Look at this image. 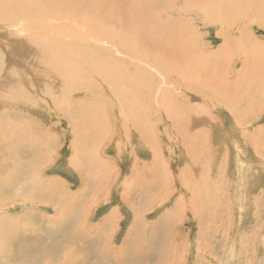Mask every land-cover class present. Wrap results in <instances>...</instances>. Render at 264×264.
I'll list each match as a JSON object with an SVG mask.
<instances>
[{"label":"rangeland","instance_id":"obj_1","mask_svg":"<svg viewBox=\"0 0 264 264\" xmlns=\"http://www.w3.org/2000/svg\"><path fill=\"white\" fill-rule=\"evenodd\" d=\"M178 2L175 11L161 18L169 23L167 34L154 29L157 35L152 40L172 48L164 59L174 60L180 51L185 53L187 59L182 61L190 63L193 72L185 78L181 73L177 78L169 74L166 79L153 66L150 72L155 75H151L149 66L141 62L142 73L138 72L142 76L135 72L133 80L138 83L146 76L142 80L146 90L136 96L126 92L125 84L115 91L118 82L112 80V87L97 70L88 71L85 59L82 63L70 59L76 69L67 74L46 50H57L69 38H29L16 52L8 39L32 34L34 28L0 22V77L13 76L17 82L15 94L6 91L1 96L10 98V104L0 103V113L5 111L13 118L6 121L8 125L0 121V179L11 169L19 173L18 185L0 187L4 226L0 228V252L15 259L21 256L16 264H45L53 255L49 245L56 240V244H65L66 237L76 244L75 264H264V141L256 142L264 138V109L262 94L258 100L255 93L246 100L252 84L245 82L250 78L255 85L264 84V23L249 15L239 27L227 28V34L213 15L206 14L207 18L204 12L192 10L183 14ZM70 26L63 30L72 36L68 50L73 54V49L78 52V47L86 48L91 42L80 35V42L75 41L74 26ZM44 28L52 33L55 27ZM249 37L258 50L251 47ZM239 73L243 78L236 80ZM224 77L231 78L232 84L236 81L240 94L220 83ZM219 98L227 99L230 109ZM16 124L21 128L13 138L8 127ZM39 172L40 178L65 184L71 194L66 200L74 202L66 210L65 205L61 207L66 216L58 217L57 225L48 221L53 215L51 205L33 199L34 195L42 199L45 188H33L27 182ZM98 184L101 194L86 206ZM40 190L41 194L35 192ZM193 190L197 201H190ZM35 211L43 214L41 220L31 215ZM6 218L12 220V227ZM13 219L18 221L16 226ZM101 222L112 223V227ZM75 224L84 225L85 236ZM101 237L110 241L108 250L124 251L112 258L99 257L100 248H106L96 242ZM134 252L138 255L132 256ZM23 256L28 260L21 261Z\"/></svg>","mask_w":264,"mask_h":264},{"label":"bare ground","instance_id":"obj_2","mask_svg":"<svg viewBox=\"0 0 264 264\" xmlns=\"http://www.w3.org/2000/svg\"><path fill=\"white\" fill-rule=\"evenodd\" d=\"M176 1H179L178 3L182 4L181 6H179L178 11L183 10L182 11L183 14H184V12L187 13L188 11H191V10H192V12L202 11V12H204L205 16H206V14L210 15V16L213 15L215 17L214 21L219 22V25L221 27L226 28L225 31H227V28H229L231 30L235 26L239 27L240 24H238V23L239 22L241 23L242 20L244 19V17H247L249 15H251V18L253 16L256 19L262 20L264 23V12H261V9L264 7V0H194V1H192V0H0V22L11 24L10 25L11 27L12 26L23 27L22 25L25 24V26L23 27L24 29L29 28V27L34 28L33 29L34 31L31 32L32 34H28L27 36H24V37H18V38H20L19 40H18V38H16L17 40L15 38H12V40L8 39L10 47L13 50H15L16 52H19L20 47H21L20 44L29 38L42 37V38H45L47 40L48 39L49 40H58V39H68L69 38L68 42L63 44L57 50H54V49H47L46 50L57 61L58 65H61L60 67L63 70L65 69L64 71L67 74H68V70L76 67V65L73 62H71L73 59H75V61L78 60L79 62H81L83 59H85L86 61H88L89 65H90V66H87L88 71L91 72V70H92L93 72H95L94 70H97V72H95V73L96 74L98 72L101 73L105 77L104 78L105 82H107L112 87L115 86V84L112 83V80L115 82H118V84L116 83L117 88H115V91L118 90V86H120V88H122V89L126 86L127 91L126 90L125 91L127 93L129 92V94H132V96H136V95L141 94L142 91L146 90L145 82H142V80H144V77H146V76L143 75L144 77L141 78L140 76H142V74L141 75L139 74L140 69H139L138 64L141 62L145 63L149 66V73L150 74H151L150 71L152 70V68L155 67L158 69V70H156L157 72H160L164 75V78H166V77L170 78V75H174L177 78V77H180L181 74L183 77V75L188 74V72H193L192 69H190L191 64L190 63L188 64L185 61H182V60L187 59V57L185 56L186 55L185 53L180 51V54L177 55L176 59H174V60L164 59L165 53H168V52L170 53L172 48L170 46L157 43V42H159L157 39H156L157 41L152 40V38L157 35V33H156V32H158L157 30H159L160 32L163 30V33L165 32V34H167L166 30L169 28L168 27L169 23L166 21H163L161 18H162V16L171 14L173 11H175ZM188 1L193 2V4L191 5V3H190L189 4L190 6L189 5L186 6L187 3H189ZM215 2H217L218 4H215ZM181 7H183V9ZM209 17H207V18H209ZM72 19H77L78 23H74ZM63 22H64V24L62 26L57 27L58 25L62 24ZM83 22L85 25H83ZM72 24L74 27H72L71 29H74L73 39L75 41L78 39L77 36L80 35L84 40H88L91 42L90 45H88L89 43L86 42L87 45L91 46V47H88V46L87 47L85 46L86 48L78 47V50H79L78 52H76L75 49H73V51H74L73 57H71L73 55L72 51H69L72 49L68 50V46H70L69 44L71 41L70 38L72 36H70L66 33L67 29L63 30V29H65V27H68ZM241 24H243V23H241ZM50 25L54 26L56 28V29L54 28L52 33H49L47 31V29L44 28L45 26L48 28ZM112 25L116 26L115 30L112 29ZM108 26H110V27H108ZM152 28H153V30L156 29V32L154 30V34L152 32ZM90 29L98 30L99 32H98V34H96V32L94 33L92 30L90 31ZM238 30H236V32ZM150 33L153 34L152 37H150L151 36ZM163 33H161V35H163ZM228 33H229V30L227 31V34ZM9 34H13V33H11V31H9ZM227 34H226V36H228ZM159 38H161V40H162V36H160ZM249 39H250V37H249ZM77 41H79V40H77ZM250 41L252 44L253 40L250 39ZM155 43H157V46H155L156 45ZM77 44L80 45V43H78V42H77ZM96 45H100L99 48ZM252 45H251V47H254L255 50H258V48L254 44H252ZM22 48L25 49V48H27V46L22 45ZM70 48H72V47H70ZM261 49H259V51ZM103 50H105L106 52H109V50H110L112 53L110 52L111 54L108 53V54L101 56V54H99V53H101ZM185 57H186V59H185ZM70 59H72V60H70ZM119 59H121V60H119ZM125 60L127 61L128 65L125 62ZM67 61H69L70 63L66 64ZM262 61H260V62L262 63ZM129 63H130V65H129ZM263 63H264V61H263ZM182 64L183 65L185 64L186 67L181 68ZM128 66H130V68H131V69L129 68L130 70L127 68ZM151 66H153V67L151 68ZM255 66H257V64ZM261 66H263V65H261ZM90 67H92V69H89ZM192 67L194 68V66H192ZM261 68L262 67H260L258 70H260ZM87 69H85V70H87ZM50 70H52V69L50 68ZM75 71L78 72L77 70H75ZM21 72H22V68L19 67L18 73L20 74ZM135 72H137V74H135V75L139 74L140 75L139 77L141 78L140 82H138V83H134V80H133V76H134ZM247 72H248V70H247ZM140 73H142V72H140ZM176 73H178V74H176ZM250 73H251V71H250ZM56 74H58V73L56 72ZM78 74H79V72H78ZM80 74L82 75V73H80ZM71 75H72V72H71ZM151 75H155V74H151ZM151 75H149V76H151ZM163 75H161V76H163ZM232 75H234V73ZM222 76H223V74H222ZM69 77L71 78V76H69ZM100 77H101V75H100ZM239 77L240 78L242 77L241 73L238 74V78L236 80H238ZM254 77H256V76H254ZM151 78H153V77H151ZM183 78H185V77H183ZM116 79H120V80L117 81ZM259 80L261 81V77ZM69 81L71 84L72 81L71 80H69ZM168 81H170V80H168ZM171 82H169V83H171ZM233 82H234V80H233ZM245 82L252 84L251 89L247 90V93H249V95H248V98L246 100L249 101V98L252 99L253 93H255L257 95V100H258V98L262 94L261 108L264 109V91H262V90H264V84L261 85L262 87L259 84L255 85L253 83V80L250 78L245 79ZM16 83L17 82H15V79L13 76L0 77V85L2 87V88L0 87V103H3L4 105L10 104V101L7 100L10 98L1 99V96H3V94L6 91H11L12 94H15ZM162 83H164V81ZM220 83L228 89H231V90L237 89L236 90L237 94H240V92H239V91H241L240 86L237 85L236 81H235L236 84L235 83L232 84L231 78L229 81V79L226 80V77H224L223 79L220 80ZM257 83H259V82H257ZM124 84H125V86H124ZM166 84H168V83H166ZM171 84H173V82ZM253 84L255 85L254 87H253ZM74 85H75V83L73 82V86ZM177 86H179V85H176V87ZM182 86H183V84H182ZM232 86H235V87H232ZM165 87H168V86L166 85ZM174 88H175V86H174ZM181 88H184V89H182L184 91L186 90L185 86H183ZM197 92H199V91H197ZM127 93H126V96H127ZM121 94H122V92H121ZM258 94H259V97H258ZM206 97H208V96H206ZM146 98H147V96H146ZM212 99L217 100L218 98L212 97ZM252 102H254V101H252ZM219 103L226 105L229 108V102L227 101V99L219 98ZM251 105H253V104H251ZM233 113L236 115L235 117H236L237 121H240L242 123L243 121L241 119H239V116H238L239 114L236 111H234ZM9 118H13V116L8 115L5 111H2L0 113V121L2 123H4L5 125L11 124L8 122H7L8 124L6 123V121L9 120ZM19 124H20V122H19ZM19 124L10 125L8 127L10 137L14 138L16 131L18 132V130H20L21 126H20V128H19V126H17ZM263 141H264V138L259 139V137H258V141H256V142H258L259 144H262ZM263 153H264V151H263ZM73 160H74V158H73ZM19 163H21V162H19ZM19 163H17V164H19ZM17 164H16V167H17ZM17 169H18V167H17ZM0 170H2V168H0ZM10 171L11 172L10 173L8 172L7 175L5 174L6 176L4 177V179H0V187L7 188V187H10L12 185H16V184L18 185L17 174L19 175V173H17L15 175L14 173H12V172H14L13 169H11ZM3 172H1V173H3ZM17 172H19V171H17ZM15 173H16V171H15ZM12 174H14V175L12 176ZM39 174H40V172H39ZM23 175H25V174H23ZM3 176H4V174H3ZM41 176H42L41 174L38 176L34 175L32 177L33 179L30 178L27 180V182L29 184H32L31 187L33 186V188L39 187V189H42L44 187L47 194H44L45 196L42 197V199H41L40 195L39 196L34 195V197L32 195L31 197H33V199L36 200L37 202L39 200H41V201H45L46 203L48 202L51 205L53 215L48 217L49 218L48 221H49V223H51V225H53V224L57 225L59 222L58 217L60 218V217L66 216L65 212L61 210V207L63 205H65V210H66L67 207L69 208L70 205L74 202H73V200L72 201L66 200V198H69L71 196V194L68 191V188H67V186H65V184L64 185H63V183L56 184L54 179H52V178H40ZM0 177H2V176H0ZM138 179L139 180H137V181H140L139 177H138ZM15 180H16V182L14 183ZM21 181H19V183ZM24 183H25V181H24ZM23 185H22V187H23ZM24 186H26V185H24ZM4 191L7 193L9 190L6 191V189H5ZM92 191L94 192L93 196L91 193V195H90L91 199L89 202L85 203L86 206L93 203V200H96V198L99 196V194H101L100 185L98 184L95 187H93ZM17 192H19V191H17ZM35 192L41 194V190L39 192H37V191H35ZM0 194H1V192H0ZM53 195H55L54 200H53ZM28 196H29V194H28ZM77 196H79V195L74 194V197H77ZM197 196L198 195H197L196 191L193 190L192 194L190 196V201H197V199H196ZM9 197H10V194H9ZM22 197L24 199L25 196H22ZM18 198H19V195H18ZM20 198H21V194H20ZM13 199L15 202L17 201L15 198H13ZM18 200L22 203L21 199H18ZM28 201H30V200H28ZM27 203L37 205V203L35 201L34 202L33 201L27 202ZM0 205H1V202H0ZM43 205H45V203ZM1 208H2V206H0V209ZM83 208L86 209V207H83ZM26 210H23V212L25 213ZM23 215L25 216V214H23ZM31 215L34 216L35 220H37V219L41 220V218H43V214H39L36 211L34 214H31ZM21 216H22V214H21ZM0 219H3V218L0 217ZM6 219H8V218H6ZM8 220L10 223V224L8 223L10 225L8 227H12V224H11L12 220L10 218ZM1 221H3V220H0V228H2L1 226H3V223H1ZM4 221H6V220L4 219ZM13 221H15L13 223V226H16L18 224L17 219H13ZM20 221H21V218H20ZM101 223L105 224L104 222H101ZM105 225L108 228L112 227V223H110L108 225L105 224ZM8 227H6V228H8ZM75 227L78 231H80L81 228L84 227V225L75 224ZM6 228H5V230H6ZM10 229L12 230V228H10ZM10 229H8V231ZM83 230H84L83 236H85V228H83ZM1 231H3V230H1ZM20 231H22V229ZM52 231L55 233V230H53V228H52ZM86 232H91V230H86ZM11 233H12V231H11ZM2 237H3V235H2ZM65 239L67 240L65 244H62V243L56 244V241H57L56 240L52 244L49 245L50 247H52L51 250L53 251V255H51V256L49 255V257H47L46 261H44L45 264H75L76 255H77L76 244L75 243L72 244L68 237H66ZM99 241H100V243H103V245L106 247L105 249L100 248L101 251H99V254H98L99 257L106 256L107 258H112L113 254L119 255L122 251H124V249H116L113 247H110L108 250L107 246H108V243H110V241H107L104 237L98 238L96 240V242H99ZM41 244H42V242H41ZM60 244H62V245H60ZM5 249L6 248H4V250ZM45 249H46V247H45ZM6 253H8V251ZM137 255H138V253H136V252L132 253V256H137ZM0 256L3 259H5V260H0V261L5 262L6 264H16L19 261L17 259L22 258L21 256L20 257L18 256V258L16 257V259H15L14 258L15 256L12 257L11 254H10V256H8V255L4 256L3 251L0 252ZM27 258L28 257L23 256V259L22 260L20 259V260L26 261V260H28Z\"/></svg>","mask_w":264,"mask_h":264}]
</instances>
